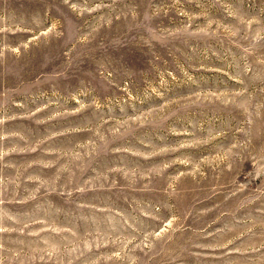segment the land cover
I'll return each mask as SVG.
<instances>
[{"label":"rangeland","instance_id":"1","mask_svg":"<svg viewBox=\"0 0 264 264\" xmlns=\"http://www.w3.org/2000/svg\"><path fill=\"white\" fill-rule=\"evenodd\" d=\"M0 264H264V0H0Z\"/></svg>","mask_w":264,"mask_h":264}]
</instances>
